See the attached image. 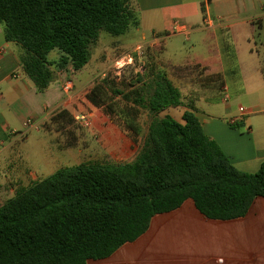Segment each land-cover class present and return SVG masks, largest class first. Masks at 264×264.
I'll use <instances>...</instances> for the list:
<instances>
[{
  "label": "trees",
  "instance_id": "trees-1",
  "mask_svg": "<svg viewBox=\"0 0 264 264\" xmlns=\"http://www.w3.org/2000/svg\"><path fill=\"white\" fill-rule=\"evenodd\" d=\"M138 25L131 0H0L4 38L21 48L19 64L37 92L57 71L82 69L102 31L119 36ZM52 50L55 58H49ZM139 82L132 99L122 95L150 115L134 158L62 167L6 199L0 205V264H86L136 240L153 216L186 199L207 219L229 220L264 196V161L252 173L237 169L203 132L194 105L185 104L180 120L159 115L184 105L164 73L150 66ZM101 93L97 83L87 99L111 114ZM126 127L137 135L131 122Z\"/></svg>",
  "mask_w": 264,
  "mask_h": 264
},
{
  "label": "crops",
  "instance_id": "crops-1",
  "mask_svg": "<svg viewBox=\"0 0 264 264\" xmlns=\"http://www.w3.org/2000/svg\"><path fill=\"white\" fill-rule=\"evenodd\" d=\"M131 6L139 20L137 28L127 30L133 44L140 42L134 47L149 49L151 66L178 88L182 101L194 105L203 132L230 162L255 172L264 161V0H131ZM175 21L182 28L172 34ZM0 47V186L9 188L6 200L38 180L34 167L54 169L59 152L75 157L69 129L72 118L79 122L75 101L62 89L64 72L57 71L55 80L37 92L19 64L21 48L4 38L1 26ZM82 69L72 74L85 86L90 74ZM241 97L244 105L236 107L234 100ZM200 99L210 106L218 99L221 108H199ZM181 107L180 116L186 108ZM101 260L264 264V196L255 197L242 217L229 220L207 219L186 199L177 209L153 216L136 240L87 263Z\"/></svg>",
  "mask_w": 264,
  "mask_h": 264
},
{
  "label": "rangeland",
  "instance_id": "rangeland-1",
  "mask_svg": "<svg viewBox=\"0 0 264 264\" xmlns=\"http://www.w3.org/2000/svg\"><path fill=\"white\" fill-rule=\"evenodd\" d=\"M133 42V39L129 37L127 32L123 35L112 36L102 31L96 44L91 47V55L88 63L82 69V71L90 74V81L85 86L81 85V81L74 80L72 73L69 74L68 72L60 70L64 72L67 79L73 82V88L70 93H65V95H70L75 101L74 114H90V125H80L72 118V125L70 126L69 132L70 135H72V131L74 132V142L76 144V150L74 152L75 157L72 159L67 152H59L57 153V164L54 169L42 171L40 167H34L33 171L37 174L38 180L59 168L70 167L79 162L117 164L131 160L134 157L142 144L150 115L146 109L135 105L133 101L131 102L130 100L123 99L122 95L127 94L131 99L133 98V93H135L141 85L139 79H147L151 62L146 58L150 55V51L146 47L143 50L145 57L139 58L135 56L134 62L130 64L125 63L122 68H117L116 63L119 62V64H123L126 61L127 54L134 55L132 49L140 42L136 44H133ZM262 52L264 58V45L262 47ZM56 56V50H52L49 53V58H55ZM97 83H100L103 87L101 98L107 104V107H110L111 114H108L105 108L92 105L87 99L89 89ZM117 91L122 94H118ZM245 99L246 98L241 97L238 100H234L235 106L237 107L239 103L244 105ZM210 101L212 106L200 99V101H198V107H203L204 110H208L209 107L215 109L221 108V106L217 104V102H219L218 99ZM186 103L189 102L185 99L183 104ZM181 108V106L171 107L161 112L159 115L161 116L168 113L180 119ZM127 122H131L136 126L138 131L137 135L132 137L133 134L130 133L126 127ZM71 128L73 130H71ZM120 150L123 151L122 156L117 154ZM45 155L46 154H44V156ZM6 186L7 185L0 186V191L3 190L1 192L3 196L0 198V204L4 202L7 195H9V188ZM87 264L117 263L114 260H101L89 261Z\"/></svg>",
  "mask_w": 264,
  "mask_h": 264
},
{
  "label": "built area",
  "instance_id": "built-area-1",
  "mask_svg": "<svg viewBox=\"0 0 264 264\" xmlns=\"http://www.w3.org/2000/svg\"><path fill=\"white\" fill-rule=\"evenodd\" d=\"M179 28H182L181 25L179 24V22L175 21L173 23V26L171 27V33H177L180 32ZM182 31V30H181ZM3 52V48L0 47V54ZM133 53L134 55H126V61L123 64H119V62H117V68H122V66L127 63L130 64L132 62H134V57H143L144 56V51H143V47L142 45H137L136 47H134L133 49ZM73 88V82L69 79H67L63 85H62V89L65 93H70L71 89ZM240 112H244V109L242 107L239 108ZM75 119L77 120V122H79L81 125L83 126H89L90 125V114H84V113H80L77 114L75 116Z\"/></svg>",
  "mask_w": 264,
  "mask_h": 264
}]
</instances>
